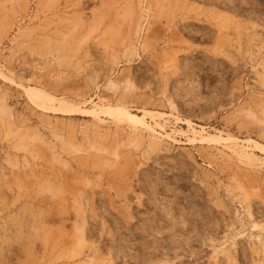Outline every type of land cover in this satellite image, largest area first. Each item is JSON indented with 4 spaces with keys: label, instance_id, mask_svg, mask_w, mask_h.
Returning <instances> with one entry per match:
<instances>
[{
    "label": "rangeland",
    "instance_id": "1",
    "mask_svg": "<svg viewBox=\"0 0 264 264\" xmlns=\"http://www.w3.org/2000/svg\"><path fill=\"white\" fill-rule=\"evenodd\" d=\"M0 264H264V0H0Z\"/></svg>",
    "mask_w": 264,
    "mask_h": 264
}]
</instances>
